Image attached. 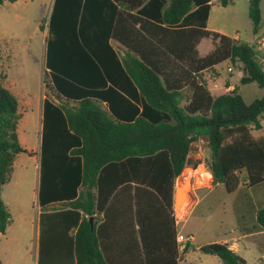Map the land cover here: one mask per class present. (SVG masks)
<instances>
[{
  "label": "trees",
  "instance_id": "16d2710c",
  "mask_svg": "<svg viewBox=\"0 0 264 264\" xmlns=\"http://www.w3.org/2000/svg\"><path fill=\"white\" fill-rule=\"evenodd\" d=\"M210 1L54 0L45 75L51 90L66 102L56 104L47 97L43 101L38 264L47 263V256L62 248L69 250L70 264L74 256L76 264H110L102 253V234L119 187L132 180L149 185L161 208H171L191 144L201 137L207 138L211 150L214 185L232 194L242 186L264 183V137L252 134L262 129L264 96L247 104L239 86L213 96L206 81L200 76V84L192 75L229 60L242 71L241 85L256 83L264 89L256 45L206 30ZM261 1H249L257 40L263 26ZM221 4L226 7L229 1ZM204 37L217 43L214 51L204 58L192 57ZM110 40L124 45L126 53L122 56ZM187 87L192 94L183 104ZM21 118L20 102L4 84L0 55L1 235L11 223L3 188L17 156L27 152L18 134ZM141 192L136 190L126 208L133 209L135 202L143 245L130 250H143L144 257L130 264H177L172 223L170 244L164 232L158 247L145 244ZM251 212L253 224L244 231L263 233L264 207ZM100 213L105 223L96 230L95 214ZM199 250L224 264H247L227 244L214 242Z\"/></svg>",
  "mask_w": 264,
  "mask_h": 264
},
{
  "label": "rangeland",
  "instance_id": "374dc122",
  "mask_svg": "<svg viewBox=\"0 0 264 264\" xmlns=\"http://www.w3.org/2000/svg\"><path fill=\"white\" fill-rule=\"evenodd\" d=\"M228 1L226 7L222 6L221 0L212 6V24L216 29L237 35L241 42L254 46L256 38L249 17L250 0ZM51 6L52 0H18L14 3L5 0L0 5L1 72L5 86L20 102L22 118L18 134L22 147L27 150L17 156L10 180L2 192V199L11 214V223L5 234H0V264L36 263L35 229L39 227L42 213L39 203L41 108L45 97L57 104H65L51 90L49 78L45 75V39ZM261 8L264 13V0L261 1ZM204 46L211 47L212 39L206 38ZM239 76H242V71L230 61L206 73L214 95L227 93L228 85H235L239 86V93L247 104L264 96V89L256 83L241 85ZM260 122L262 129L252 130L256 138L264 137V114L260 116ZM200 149L207 167L211 159L207 138L201 137L192 144V153ZM33 155L36 156V163ZM204 169L203 166H187L176 180L180 190L187 184L183 192L188 193L190 198L188 208L193 206L183 233L194 239L188 245L183 264H224L218 257L199 250L202 245L222 240L228 245L235 242L245 245L248 264H264V261L258 260L259 253L250 246L254 241L258 248H264V234L243 237L244 228L253 224L251 211L264 207V187L249 189L244 186L240 191L229 194L220 185L195 206L190 193L193 190L198 192L197 189L207 185L198 181L205 173ZM181 205L177 208H182Z\"/></svg>",
  "mask_w": 264,
  "mask_h": 264
},
{
  "label": "crops",
  "instance_id": "0c3cea01",
  "mask_svg": "<svg viewBox=\"0 0 264 264\" xmlns=\"http://www.w3.org/2000/svg\"><path fill=\"white\" fill-rule=\"evenodd\" d=\"M54 0H52V6H53ZM51 6V10H52ZM50 10V13H51ZM131 13H135L136 9H132L130 11ZM206 30L212 31V32H217L220 34H223L235 41H240L237 37V35H230L226 33L225 31H222L220 29H216L215 26L212 24V16L211 12L206 24ZM209 37H204L200 39V41L197 43L195 47V53L190 54L194 58H204L211 54L216 45L213 44L212 40V46L206 48L204 46L205 39ZM256 41V49L258 52L257 60L260 63L261 67L264 70V13H263V26L262 30L260 32V39L257 40V37L255 36ZM212 39V38H211ZM110 44L123 56L126 53L127 48L119 44L117 41L110 40ZM254 45V46H255ZM229 60H226L222 63H219L215 65L211 69H218L222 64L228 63ZM240 69V68H239ZM210 69H205L197 72H192V75L198 81L200 84V76L206 81L207 83V88L211 92L213 96H219L222 94H213V88L211 86V81L207 80L206 73ZM241 76H239L238 80L240 81ZM234 87H237L235 85H228V92L232 91ZM192 92L191 90L187 87L184 90V100L183 104H186L189 102V98L191 96ZM46 98V97H45ZM44 98V99H45ZM62 100L64 103L66 102L64 99L59 98ZM44 101V100H43ZM57 104V103H56ZM70 105H74L73 102L70 103ZM43 114V105L41 108V116ZM42 118L41 117V130L40 134L42 137ZM260 138V137H259ZM194 143V142H193ZM192 143V144H193ZM191 144V148H192ZM40 148H41V139H40ZM203 151L200 149L199 151H196L195 153H192L190 150V153L188 155L186 167L190 165H197V166H203L204 169V174L201 175V177H204L206 179L207 185L204 188L193 190V192L190 193L192 197L195 200V206L200 203L205 197L207 193H210L213 191L215 188L219 187L221 184L214 185L213 183V177L209 171V166L205 167L207 162L203 160L202 158ZM192 157V158H190ZM33 159L36 163V156L33 155ZM39 165H40V151H39ZM209 174V176H208ZM186 182V179H184V183ZM181 184V183H179ZM177 184L175 183L174 186V193H173V198H172V207L163 209L161 208V204L156 201L153 196L150 194L153 191L149 185H146L144 183H139L136 182L135 180H132L130 182H126L121 187H119L118 192L116 196L112 195V198L114 197V200L112 202L113 208L111 212V222H107V224L104 225L105 223V217L104 213L100 214H95L96 220V230L100 229L104 225L103 228V239H102V253L106 260L110 263L113 264V261L119 264H130L133 261H139L138 259H142L144 257L143 250L142 252H139L138 250L132 251L130 250V247L135 246L138 247L140 246L142 248V237H141V226L139 223V220H137L136 217V208H135V202L133 201V209L132 208H126V206L129 204L131 198L135 196L136 198V190L143 189L144 192L139 193V198L141 199L139 203L141 204L140 210L142 211L141 214V221L143 222V231H144V240L145 244L147 246H152V247H158L161 244L160 241V233L164 232L163 239L164 241H167L168 244L171 242L170 238V228H171V223L172 227L175 233V237L173 238V246H176V219H175V212L177 209L176 205V196L179 191V188H177ZM244 186H242L240 189H242ZM246 187V186H245ZM257 187H264V183ZM249 188V187H248ZM255 188V187H254ZM178 189V190H177ZM240 189L238 191H240ZM250 189V188H249ZM184 191V190H183ZM188 192V191H187ZM237 192V191H236ZM235 192V193H236ZM187 205H190V198H188V193H186V200H183V202ZM110 203V202H109ZM184 204V203H183ZM182 204V205H183ZM194 206V207H195ZM193 207V206H192ZM190 210V213L192 211V208ZM94 221V220H93ZM186 224V223H185ZM92 226V225H91ZM185 227V226H184ZM36 231V238L34 241V257L36 258V263L38 264V258H39V236H40V230L39 227L35 229ZM168 231V232H167ZM76 233V230H72L70 232L71 235H74ZM260 233H254V234H248L247 231H244L243 237L251 236V235H256ZM264 234V232H263ZM218 243H223L227 244V241L222 240L221 242ZM210 244V243H209ZM231 250H233L235 253H237L239 256L244 258L248 264L247 261V253L248 250L246 249L245 245H241L240 243H233L232 245H228ZM250 246L255 249L257 253H259L258 260L259 261H264V248H258L256 242H251ZM68 253V254H67ZM154 255V254H153ZM157 257H159V254L157 253ZM170 258V257H169ZM63 262V263H62ZM71 258L69 255V250L66 251L65 249L59 250H54L53 254L47 256V263L45 264H70ZM76 256H74V260L72 264H76Z\"/></svg>",
  "mask_w": 264,
  "mask_h": 264
},
{
  "label": "built area",
  "instance_id": "2783aa9c",
  "mask_svg": "<svg viewBox=\"0 0 264 264\" xmlns=\"http://www.w3.org/2000/svg\"><path fill=\"white\" fill-rule=\"evenodd\" d=\"M219 0H211L210 4H215ZM191 208H188L187 211L180 215L178 212V208L175 212V219H176V248H177V264L185 263L183 261L184 256L186 255L188 245L193 241V236L185 235L183 233V229L187 218L190 214ZM264 258V257H263Z\"/></svg>",
  "mask_w": 264,
  "mask_h": 264
},
{
  "label": "bare ground",
  "instance_id": "6f19581e",
  "mask_svg": "<svg viewBox=\"0 0 264 264\" xmlns=\"http://www.w3.org/2000/svg\"><path fill=\"white\" fill-rule=\"evenodd\" d=\"M203 176H205V174ZM208 176H209V174H208ZM198 181L201 183H206V179L204 177H199ZM186 186H187V184L185 183L183 186V189H186ZM183 189L182 190L179 189V191H178V198L181 202L183 200H186V192H183ZM183 203H182L183 205H181L182 208H178V212L180 215L184 214L187 211L188 206H189L185 203V201Z\"/></svg>",
  "mask_w": 264,
  "mask_h": 264
},
{
  "label": "water",
  "instance_id": "95a60500",
  "mask_svg": "<svg viewBox=\"0 0 264 264\" xmlns=\"http://www.w3.org/2000/svg\"><path fill=\"white\" fill-rule=\"evenodd\" d=\"M45 41H46V39H45ZM176 205L177 206H180L181 205V201L178 198V193H177V196H176ZM90 223L93 226V218H90Z\"/></svg>",
  "mask_w": 264,
  "mask_h": 264
}]
</instances>
